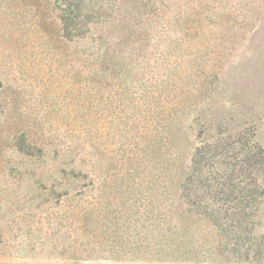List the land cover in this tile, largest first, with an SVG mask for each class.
I'll use <instances>...</instances> for the list:
<instances>
[{"label":"rangeland","instance_id":"1","mask_svg":"<svg viewBox=\"0 0 264 264\" xmlns=\"http://www.w3.org/2000/svg\"><path fill=\"white\" fill-rule=\"evenodd\" d=\"M54 2L0 0V264H173L137 258L143 232L152 236L145 218L154 197L147 203L144 196L166 198V170L160 178L157 168L166 138L161 157L159 143L151 153L144 139L153 128L166 136L154 118L162 107L147 102L156 92L88 103L75 83L77 48L96 45L89 37L101 34L111 47L140 54L128 65L146 88L166 81L167 65L196 84L209 78L198 111L207 109L213 124L248 128L264 149V0H98L112 7L113 27L96 20L81 44L62 41ZM136 14L137 38L123 41L120 26ZM193 112L185 107L180 125ZM21 132L41 151L22 154L15 147ZM180 136L187 166L199 139L188 128ZM137 161L144 172L133 171ZM71 169L80 174L71 178ZM85 204L94 213L87 228L79 214ZM255 219L254 235L264 234V195ZM122 242L125 252H114Z\"/></svg>","mask_w":264,"mask_h":264},{"label":"trees","instance_id":"2","mask_svg":"<svg viewBox=\"0 0 264 264\" xmlns=\"http://www.w3.org/2000/svg\"><path fill=\"white\" fill-rule=\"evenodd\" d=\"M54 3L60 20L62 41L74 38L80 44L85 42L96 20L105 22L108 29L113 27L114 19L110 18L108 12L112 7L103 6L98 0H55ZM139 17L138 14L131 16L130 22L126 21L120 26V30L125 29L123 41L136 40L133 22L137 24ZM120 18L124 19V15H120ZM89 39L90 43L96 45L87 46L83 43L82 48H77L75 83L80 96L84 93L88 103L101 106L103 100L109 101L113 95L134 100V95L140 91L142 97L155 91L156 94L148 97L147 102L153 101L162 107L154 118H157L155 125L166 128V136H159V130L153 128L155 132L152 136L148 134L144 139L149 152L155 143H159L155 149L158 157H161L162 139L166 138L163 142L166 158L163 157L160 165H157L161 169L160 178L166 170V198L161 192L144 196L147 203L154 197L152 208L145 218L150 221L152 236L143 232L145 234L140 240V248L143 247L144 251L137 258L152 261L160 256L166 258V262H175L173 264L200 258L220 263L262 262L264 234L256 236L253 230L255 215L264 195V184L260 181L264 173V149L255 142L248 128L235 129L221 123L213 124V117L208 116L207 109L198 111L202 94L212 87V80L205 77L196 84L195 81H189L181 70L176 72L175 68L167 65L163 85L155 89L146 88L147 85L139 82L128 65L140 54L133 56L130 52L111 47L101 34L90 36ZM129 104L133 105L132 102ZM185 107H191L194 112L184 127L180 125V116ZM98 112L101 113L102 109ZM185 128L193 130L199 139L187 166L182 165V152L179 150L180 134ZM142 132L145 134L147 130L142 129ZM205 132H209V138L204 136ZM15 141V147L24 155L33 156L35 151H41V147L24 132ZM135 170L136 173L144 172L140 162L135 165ZM62 172H69L71 178L80 174V171L74 173L72 169L67 173L65 170ZM149 183L147 179L146 184ZM79 214L84 228H87L94 214L92 209L85 204ZM97 218L100 221L98 215ZM126 244L122 242L114 252H125Z\"/></svg>","mask_w":264,"mask_h":264}]
</instances>
